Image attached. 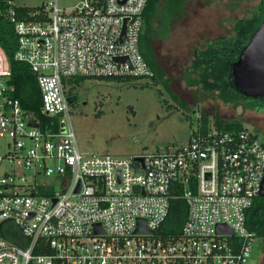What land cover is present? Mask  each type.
I'll use <instances>...</instances> for the list:
<instances>
[{"label": "built area", "instance_id": "1", "mask_svg": "<svg viewBox=\"0 0 264 264\" xmlns=\"http://www.w3.org/2000/svg\"><path fill=\"white\" fill-rule=\"evenodd\" d=\"M21 1L0 0V29L12 27L14 61L36 75L48 122L13 95L0 46V264H250L247 211L264 181L253 132L212 124L175 151L137 156L78 146L64 79L154 78L140 52L148 0ZM175 199L188 216L179 235L164 236ZM11 224L26 247L2 236Z\"/></svg>", "mask_w": 264, "mask_h": 264}, {"label": "rangeland", "instance_id": "2", "mask_svg": "<svg viewBox=\"0 0 264 264\" xmlns=\"http://www.w3.org/2000/svg\"><path fill=\"white\" fill-rule=\"evenodd\" d=\"M21 2L34 6L40 0ZM260 2L187 0L171 36L156 44L163 78L125 82L87 78L80 84L65 78L66 95L77 97L71 105V123L80 150L115 156L175 151L186 146L190 135L203 127V117L214 124L215 113L240 121L264 144V114L238 99L228 105L212 102L208 97L214 98L216 89L204 81L207 66L214 59L227 65L251 38L262 15L255 9ZM203 36L211 42L201 46L205 49L186 68L192 58L191 47ZM219 98L229 101L230 95L222 91ZM6 149L7 140L0 139V154ZM263 256L264 236H257L250 264H258Z\"/></svg>", "mask_w": 264, "mask_h": 264}, {"label": "trees", "instance_id": "3", "mask_svg": "<svg viewBox=\"0 0 264 264\" xmlns=\"http://www.w3.org/2000/svg\"><path fill=\"white\" fill-rule=\"evenodd\" d=\"M186 2L187 0H148L143 14L144 27L140 37V52L150 68L154 71V79H160L165 76L163 67L158 59L156 44L160 41H166L171 36L175 29V25L183 17L182 15ZM255 9L258 10V12L259 9L262 11V15L259 17V27L264 20V0H261ZM239 21L240 20L236 21L235 25L239 23ZM258 27L252 32V35ZM0 46H2L10 61L13 95L21 101L22 107L26 111L34 113L42 124L46 125L48 118L41 114L42 97L36 75L28 64L14 61L16 36L10 25L0 29ZM86 79L85 77H75L73 79H68V81L80 84ZM99 80L125 82L131 81L133 78H101ZM170 80L167 81L169 88L171 84ZM202 119H204L202 128L208 129L211 125L209 124L208 118L203 117ZM214 125L218 129L224 131H240L245 128L242 123L222 121L220 115L217 113H215ZM187 216V203L181 199L173 200L168 219L162 227L164 236L179 235L182 232ZM246 225L256 236H264V197L259 196L254 200L252 207L247 211ZM9 227L8 230L2 232V236L14 244L26 247L28 242L22 238L20 230L12 224Z\"/></svg>", "mask_w": 264, "mask_h": 264}, {"label": "water", "instance_id": "4", "mask_svg": "<svg viewBox=\"0 0 264 264\" xmlns=\"http://www.w3.org/2000/svg\"><path fill=\"white\" fill-rule=\"evenodd\" d=\"M229 71L235 94L247 99L264 100V20L231 64ZM76 101V96L68 97L70 105ZM135 167L138 168V165ZM260 197H264V181ZM143 231L142 228L138 230V232ZM218 232L234 234L224 225L218 226ZM30 264L35 263L32 261Z\"/></svg>", "mask_w": 264, "mask_h": 264}, {"label": "flooded vegetation", "instance_id": "5", "mask_svg": "<svg viewBox=\"0 0 264 264\" xmlns=\"http://www.w3.org/2000/svg\"><path fill=\"white\" fill-rule=\"evenodd\" d=\"M234 25H235V23L233 24L232 28H234ZM228 35L229 34H227V36ZM225 38H227V37H222L221 40H223ZM209 42L210 41H207V38H204V36H203L202 40L199 41L197 43V45H195L194 47L193 46L191 47V49H192V56L191 57L192 58H191L189 66L186 68H189L191 65H193V60L195 59L197 54L200 51H202L203 49H205L203 47L201 48V46H203V44H206ZM239 53L237 54L236 57H234L231 61H229V63H227V65L223 66L219 61L214 59L213 62L211 64H209V66H207L208 71H206V73L204 75V81L207 84H211L216 89L215 97L214 98L208 97V98L211 99L212 102H215V103L222 102L225 105L232 104V102H231L232 99H238L240 102L248 103L251 106V108L253 109V111H255L256 113L264 114V100H252V99L244 98L242 96L235 94V92L232 88L233 81H232V78L230 76L229 70H230L231 64L237 59ZM207 67H206V70H207ZM195 87H197V86H195ZM222 91L227 92L230 95L229 101H226L225 99L222 100L221 98H219V95ZM71 96L72 95H70V94L68 95V97H71ZM221 119L224 122L233 121L235 123H241L240 121L235 120V119H224L222 117H221ZM258 264H264V256H263L262 260H259Z\"/></svg>", "mask_w": 264, "mask_h": 264}]
</instances>
